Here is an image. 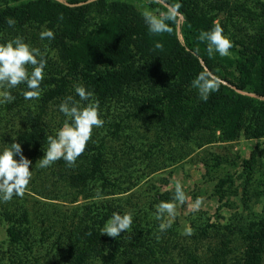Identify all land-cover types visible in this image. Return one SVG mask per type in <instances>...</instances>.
I'll use <instances>...</instances> for the list:
<instances>
[{
	"label": "trees",
	"instance_id": "1",
	"mask_svg": "<svg viewBox=\"0 0 264 264\" xmlns=\"http://www.w3.org/2000/svg\"><path fill=\"white\" fill-rule=\"evenodd\" d=\"M177 3L179 14L167 22L171 33L151 34L142 12L166 11ZM8 18L15 20L14 26L8 25ZM214 22L234 45L228 57L217 53L210 58L206 43L198 40L200 32L210 30ZM45 29L55 38L42 40ZM18 36L40 49L47 66L39 99L26 100L27 86L20 84L9 90L15 97L12 102H0V132L9 123L8 145H21L35 174L25 203L13 207L0 203L6 233L2 263L202 264L192 255L185 259L188 248L174 241L176 224L160 231L152 204L138 203L127 193L142 167H124L115 173L108 161L123 164L117 156L131 150L115 153L114 142L129 130L134 134V121L147 120L162 134L163 144L169 140L181 148L201 150L214 143L253 140L256 147L249 159L239 160L240 167L249 172L260 166L264 0H0V44ZM156 43L163 48L157 49ZM201 72L220 80L219 90L207 101L192 84ZM78 85L99 101L104 126L93 129L75 165L69 167L60 159L40 168L47 137L55 136L67 119L59 111L60 103L68 96L81 105L88 103L75 93ZM51 107L57 108L58 122ZM127 144L126 149H133ZM214 159L220 164L218 157ZM204 166L215 165L207 161ZM36 178L54 182L38 183ZM219 181L224 185L230 178ZM54 201L71 206L61 211ZM113 212L133 216L131 227L117 238L101 233ZM240 220V225L221 227L219 247L206 264H230L231 254L237 256L235 264H264V214ZM60 224L61 230L56 227ZM231 235L238 236L240 250L230 246Z\"/></svg>",
	"mask_w": 264,
	"mask_h": 264
},
{
	"label": "rangeland",
	"instance_id": "2",
	"mask_svg": "<svg viewBox=\"0 0 264 264\" xmlns=\"http://www.w3.org/2000/svg\"><path fill=\"white\" fill-rule=\"evenodd\" d=\"M50 113H53L52 118L58 122L57 108L51 107ZM9 121L12 122V118L9 117ZM16 123L17 121L15 125ZM8 124L0 132V151L12 140L8 135L10 133ZM131 128L134 134L131 135L130 130L127 131V136L122 133L113 145L115 153L120 154L121 150H131L130 153L117 156L123 164L108 161L109 169L117 173L124 167L131 168V170L133 167H142L127 193L132 194L138 203L152 204V215L156 213L155 206L161 201H173L175 183L177 180L180 181L188 199L184 204L176 202V215L174 219H169H171V224L178 226L175 243L188 248V252L184 255L185 259L192 255L196 257L197 262L206 264L209 257H213V250L219 247L222 226L240 225L242 223L240 219H253L254 215L264 214V156L260 160V166L251 167L252 170L249 172L247 168L240 167L239 161L249 159L256 147L255 141L241 139L232 143H214L197 150L192 146L181 148L179 144L173 141L170 143L169 140L163 144L162 134L153 122L134 121ZM128 142L133 149H126L125 146H129ZM214 157H218L220 164L215 161ZM15 158L19 160V156ZM207 161L215 166H204V162ZM33 176L35 174L32 173ZM220 178H230V182L222 185ZM34 181L43 184L54 182L50 178L47 180L36 178ZM30 183L27 187L32 186ZM246 183L248 184L245 186ZM29 195V191L26 190L23 197L13 196L9 202L5 203L0 200V203L18 205L25 203ZM198 197L203 198V203L196 208L194 202ZM53 203H56L61 211L71 206L65 201H54ZM35 213L42 215L39 210H35ZM52 214H58V212ZM61 222L60 219L58 223ZM56 227L61 230L62 224ZM189 231L191 235H186L185 233ZM230 240V246L239 245L238 236L231 235ZM5 241V226L0 221V251L4 250ZM238 248L241 249L239 246ZM1 254L0 264H3ZM236 257V254H231L230 264H235Z\"/></svg>",
	"mask_w": 264,
	"mask_h": 264
},
{
	"label": "clouds",
	"instance_id": "3",
	"mask_svg": "<svg viewBox=\"0 0 264 264\" xmlns=\"http://www.w3.org/2000/svg\"><path fill=\"white\" fill-rule=\"evenodd\" d=\"M180 4L168 6L166 11H152L145 9L142 12L145 23L151 34L159 35L171 33L168 21H175L179 14ZM62 18V17H61ZM8 25L14 26L15 20L7 19ZM40 38L54 39V33L45 29L40 33ZM198 40L206 43V51L211 58L214 54L220 57H228L230 49L234 46L232 41L224 35V29L218 22H214L213 27L208 31H201ZM157 49H162L163 45L156 43ZM31 66V72L28 66ZM47 61L39 48H33L25 43L22 37H16L4 44H0V102H12L15 97L9 91L26 84L27 91L23 92L26 100L39 99L41 95V83L44 80V69ZM193 87L198 89L200 98L207 101L212 92L218 91L220 80L210 72H201L192 82ZM75 93L80 101H88L86 105H81L74 101L73 97H66L59 105V111L64 114L63 126L59 128L55 136L47 137V148L45 155L38 160L40 168H47L56 161L63 159L71 167L75 165L86 149L88 141L92 138L94 128H102L105 121L100 118L99 101H93V93L87 91L83 85L74 87ZM19 156V160L15 157ZM31 161L23 153L19 143L13 142L0 151V200L9 202L13 196L23 197L32 179L30 171ZM98 198V197H97ZM188 197L183 191L180 181L175 183V194L172 202L161 201L155 206V218L162 221L159 225L160 231H166L171 227V219L176 215L177 203L184 204ZM203 203V198L198 197L194 202V207L199 208ZM167 220V222H165ZM133 223L131 212L121 215L113 212L111 218L107 220L101 229L102 235L117 238L122 232H126ZM191 235V232H186Z\"/></svg>",
	"mask_w": 264,
	"mask_h": 264
}]
</instances>
